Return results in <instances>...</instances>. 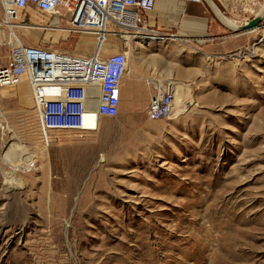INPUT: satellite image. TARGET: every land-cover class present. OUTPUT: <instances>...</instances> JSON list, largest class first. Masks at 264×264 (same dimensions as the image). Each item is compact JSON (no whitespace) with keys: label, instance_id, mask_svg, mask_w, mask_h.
I'll return each instance as SVG.
<instances>
[{"label":"rangeland","instance_id":"rangeland-1","mask_svg":"<svg viewBox=\"0 0 264 264\" xmlns=\"http://www.w3.org/2000/svg\"><path fill=\"white\" fill-rule=\"evenodd\" d=\"M202 1L226 47L186 38L141 53L154 78L175 81L174 119H148L141 92L97 131L50 132L45 145L28 85L0 88V264H264V17L241 32ZM212 1L238 25L264 4ZM31 17L47 22L16 23ZM37 30L2 26L0 65L17 34L93 48L89 35Z\"/></svg>","mask_w":264,"mask_h":264},{"label":"built area","instance_id":"built-area-1","mask_svg":"<svg viewBox=\"0 0 264 264\" xmlns=\"http://www.w3.org/2000/svg\"><path fill=\"white\" fill-rule=\"evenodd\" d=\"M155 4L156 0H0V27L36 13L47 19L42 29L64 28L68 36L89 35L94 42L92 51L84 55L20 40L10 44L0 65V88L28 85L44 142H55L48 138L50 132L86 134L96 129L100 119L116 115L130 47L175 36L150 25L146 15ZM116 43L120 47L114 50ZM163 82L149 81L146 116L153 121L174 119L175 81ZM3 119L0 112V122Z\"/></svg>","mask_w":264,"mask_h":264},{"label":"crops","instance_id":"crops-1","mask_svg":"<svg viewBox=\"0 0 264 264\" xmlns=\"http://www.w3.org/2000/svg\"><path fill=\"white\" fill-rule=\"evenodd\" d=\"M207 13L210 14L203 1L195 2L192 0H156L154 11L150 14H147L146 16L150 25L158 31L175 35L174 37H168L166 40L181 41L185 40L186 38H193L198 42L199 40H204L205 38L210 37L215 40H223L222 45L223 47H226L227 43H225V39L227 37L224 35V25L218 23L215 16H213L210 20L207 17ZM20 24H28L29 28L21 29L18 27H13V30L16 33L17 30H22L29 32L35 37V31H38L37 29L35 30V25L38 23L35 21L34 17H31L29 23ZM59 35H61V33H55V41L58 39ZM3 38L4 36L1 35V42H3ZM12 39L13 41L16 39L22 41L18 34L12 37ZM85 39L87 38L79 41L80 45L85 43ZM8 40V42L11 41L9 38ZM113 46L114 50L119 49L120 47L118 43L113 44ZM156 46H159V43L144 47L139 46L137 48H134L133 46L130 47L128 51L127 72L122 83V99L119 108L127 104L131 105L132 107L134 105V101L137 100L138 94L141 92H143V95L146 96L148 101L151 92L149 81L155 80L156 78L154 77L157 76L153 75V67L147 65L144 59L145 56H143L141 53L148 52L149 54L150 50L155 49ZM238 48V46L233 47L234 50ZM148 54H146V56ZM131 60L132 62H130ZM166 62L161 61V63L156 64V67H164V70L169 69L170 71L171 67L166 66ZM156 75H159V73ZM144 88H146V93H144Z\"/></svg>","mask_w":264,"mask_h":264},{"label":"bare ground","instance_id":"bare-ground-1","mask_svg":"<svg viewBox=\"0 0 264 264\" xmlns=\"http://www.w3.org/2000/svg\"><path fill=\"white\" fill-rule=\"evenodd\" d=\"M206 1H207V2L210 4V6L213 8L215 14H217V17H218V18H219V19H220L225 25H227L228 27H230V28H232V29H238V28H239V25H238V24H234L232 20H228L225 16H223V14H222V13L220 12V10L216 7V5L213 3L212 0H206ZM255 16L264 17V4H263V6L261 7V9L258 11V13H257ZM260 24H261V23H260ZM260 24L258 25L257 28H255V29H253V30H251V31L258 30ZM2 26H6V27H8V28H9V31H11V28H13V27H18V28H21V29H27V28H29V25H28V24H20V23L8 24V25H1V27H2ZM1 27H0V28H1ZM36 29H42V27H41L40 25L37 24V25H35V30H36ZM55 32H57V33H61V35H59V37H60V36H63V38H66V37L68 36L67 31H66L64 28L57 29V30H55ZM262 33L264 34V26H263ZM87 37H89V36H87ZM168 37H169V36H161V37L156 38V41H155V42L150 41V43H158V42L160 43V42L165 41ZM173 37H174V36H173ZM160 40H163V41H160ZM15 41H19V40L16 39ZM15 41H13V43H14ZM0 43H1V42H0ZM141 46H145V45H144V44H143V45L141 44ZM92 49H93V48H92ZM73 53H74V52H73ZM74 54H75V53H74ZM78 55H79V54H78ZM127 63H128V61H127ZM126 72H127V67H126ZM17 86H18V85H17ZM100 122H101V119L99 120L98 125L96 126V129L93 130V131H90V132H95V131H97ZM49 134H50V133H49ZM49 134H48V138H49ZM44 143H45V145L48 144V143H46V142H44ZM25 162H27V161H25Z\"/></svg>","mask_w":264,"mask_h":264},{"label":"water","instance_id":"water-1","mask_svg":"<svg viewBox=\"0 0 264 264\" xmlns=\"http://www.w3.org/2000/svg\"><path fill=\"white\" fill-rule=\"evenodd\" d=\"M212 10H213V8H212ZM262 19H263V17L254 16L247 23L239 25L238 30L241 31V32H243V31H251V30H253V29L258 27V25L261 23Z\"/></svg>","mask_w":264,"mask_h":264},{"label":"flooded vegetation","instance_id":"flooded-vegetation-1","mask_svg":"<svg viewBox=\"0 0 264 264\" xmlns=\"http://www.w3.org/2000/svg\"><path fill=\"white\" fill-rule=\"evenodd\" d=\"M165 81V80H164Z\"/></svg>","mask_w":264,"mask_h":264}]
</instances>
